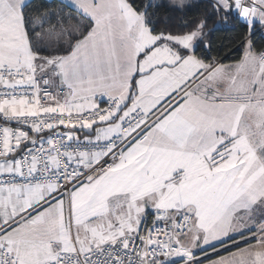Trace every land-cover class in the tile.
I'll return each mask as SVG.
<instances>
[{
    "label": "snow or ice",
    "instance_id": "obj_1",
    "mask_svg": "<svg viewBox=\"0 0 264 264\" xmlns=\"http://www.w3.org/2000/svg\"><path fill=\"white\" fill-rule=\"evenodd\" d=\"M0 264H264V0H0Z\"/></svg>",
    "mask_w": 264,
    "mask_h": 264
},
{
    "label": "trees",
    "instance_id": "obj_2",
    "mask_svg": "<svg viewBox=\"0 0 264 264\" xmlns=\"http://www.w3.org/2000/svg\"><path fill=\"white\" fill-rule=\"evenodd\" d=\"M228 35H230V34H228V33H217L216 37H215L217 44H220L221 42L227 44L228 40L226 39V37ZM225 51H227V49H225ZM233 55H235V54H233Z\"/></svg>",
    "mask_w": 264,
    "mask_h": 264
}]
</instances>
